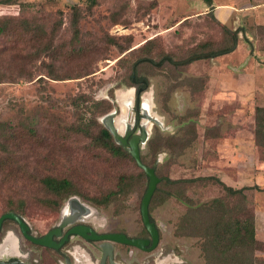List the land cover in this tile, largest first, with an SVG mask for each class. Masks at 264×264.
Here are the masks:
<instances>
[{"label": "rangeland", "instance_id": "obj_1", "mask_svg": "<svg viewBox=\"0 0 264 264\" xmlns=\"http://www.w3.org/2000/svg\"><path fill=\"white\" fill-rule=\"evenodd\" d=\"M28 2L33 5H24ZM190 2L194 9L202 4L201 0H96L94 4L17 0L21 5L0 4V18L14 22L0 35V215L9 211L10 200H23L26 213L22 216L32 234L41 236L61 221V209L63 215L68 214L65 202L75 195L94 210L85 222L97 231L147 236L140 215L147 176L131 157L114 156L94 140L99 131L95 120L102 124L99 118L109 111L121 112L115 121H122L123 131L135 119L134 108L127 110L133 95L128 89L132 87L130 74L132 65L144 57L157 61L170 56L178 62L200 56L177 67L172 62L160 66L144 62L136 73L149 84L142 95V112L162 122L161 126L151 123V127L147 123L149 139L141 147L144 161L155 165L160 178L204 176L207 164L217 156V145L229 131V116L237 114V109L264 104V66L255 59L244 63L247 54H264V25L246 22L233 51L210 57L230 43L229 34L211 13L188 9ZM225 24L232 25V16ZM29 28L34 29V39L18 37L17 33ZM73 48L79 49L74 53L79 56L61 61L48 55ZM49 66L64 75L63 79H52ZM17 74L23 76L10 81ZM96 101H103L105 110L98 111ZM82 128H89V133ZM121 175L129 180L125 188L108 203L95 204L94 198L118 188ZM44 176L70 179L77 193L63 199L58 209L47 207L41 200L51 197L42 185ZM158 186L159 193L149 204L150 218L160 235L157 247L143 251L113 243L115 261L207 264L199 237L189 234L204 223V215L192 216L179 234L177 227L188 206L173 195L166 196L170 186L161 181ZM185 190L193 204L222 197L232 208V216H242L238 208L242 202L225 197L216 183L196 182ZM7 232L16 249L7 246L0 261L63 264L60 260L66 256L74 264H99L100 252L95 248L99 242L73 237L68 246L75 250L72 257L31 243L11 219L3 222L1 245ZM259 251L254 252L253 264H264Z\"/></svg>", "mask_w": 264, "mask_h": 264}, {"label": "trees", "instance_id": "obj_2", "mask_svg": "<svg viewBox=\"0 0 264 264\" xmlns=\"http://www.w3.org/2000/svg\"><path fill=\"white\" fill-rule=\"evenodd\" d=\"M90 2V4H94L96 0H86ZM205 3L210 6L211 0H204ZM0 4H19L17 0H0ZM26 6H31L33 3L28 2L25 3ZM211 13L210 11L206 14ZM213 20L221 26V28L225 31V33L229 34L230 43L219 50L213 51L209 54L210 57H215L218 55L226 54L234 50L238 42V33L241 31L240 28H236L235 30L229 29L227 26L219 23L215 17L212 15ZM10 23H14L11 18H0V35L7 33L10 29ZM24 24H28L26 20H23ZM16 27V25H15ZM34 29H26L22 33H17L18 37H23L25 35L29 36L31 40L33 37ZM75 35L76 32H75ZM48 49V48H46ZM79 49L73 48L71 50H66L63 54H48L54 60H64L69 57L79 56L80 54L77 53ZM47 55V54H45ZM167 58H170L169 60ZM188 59V58H187ZM186 59V60H187ZM158 61H161L162 65L164 62L171 63L172 59L170 56H164L157 61H154L150 57H144L136 61L132 65V71L130 74V80L132 84L130 86H135L136 89L139 87H144L148 89L149 84L146 78H139L136 73V68L139 64L148 62L152 63L155 66ZM185 61V60H183ZM183 61L172 62L173 67H177ZM88 74V73H85ZM49 75L52 79H63L61 73H59L55 68L49 66ZM133 75H135V80H133ZM23 74H17L11 76V80L15 82L16 79L22 77ZM79 77V76H76ZM145 80V82H143ZM87 101V100H84ZM96 109L98 111L105 110L103 101H96ZM95 120V117H94ZM255 140L256 143L264 149V107L257 106L255 108ZM95 124L98 125L99 131L94 136L95 143L97 145H101L103 148L108 150L114 156H128L131 157L133 160L134 158L128 152V150L120 145L117 144L112 136V134L97 120H95ZM86 134L89 133V128H82ZM141 161L149 166L152 167L153 165H149L144 161V156L140 154ZM136 163V161L134 160ZM137 164V163H136ZM138 166V165H137ZM139 167V166H138ZM140 168V167H139ZM141 169V168H140ZM142 174H145L143 169H141ZM156 173V169H155ZM157 175V173H156ZM158 176V175H157ZM160 178V177H159ZM128 177L125 175H121L118 179V188L115 190H110L107 193L103 194L101 198H94L95 204H106L111 201L112 197H115L119 191L125 188L127 184ZM161 183H164L167 186L172 188L169 190L168 195L175 196L178 200L183 202L188 206V211L183 214L179 221V225L177 227L178 233L183 234L184 229L188 227L189 222L193 219L192 216L195 214H203L205 221L202 225L199 226L198 230L193 233H189L190 235L198 236L200 239V249L203 258L205 259L207 264H253L254 263V252L260 250L262 252L264 250L263 243L258 241L255 238V218H254V210L253 206L251 207L247 204V196L245 194V190L248 187L244 188H232L227 186L224 182H222L216 176H197L194 178H178L172 179L169 177L160 178ZM151 197H155L159 193V183ZM41 182L43 187L51 194L50 198L41 199L42 202L50 208L58 209L63 201V199L69 197L71 194H75L74 185L68 178H56L52 176H44L41 178ZM196 182H201L205 184L206 182L216 183L225 192V197H237L242 204L238 206L239 210L242 212V216L234 217L231 215L232 208L228 207V204L222 197H214L209 201L193 204L191 198L187 195L186 190L188 186L194 184ZM264 193V190H262ZM151 201V200H150ZM150 204V203H149ZM8 205L10 207L9 211H13L16 214L24 215L25 211V204L23 200H18L16 203L13 201H9ZM237 207V206H236ZM188 235V234H186ZM261 248L263 249L261 251Z\"/></svg>", "mask_w": 264, "mask_h": 264}, {"label": "crops", "instance_id": "obj_3", "mask_svg": "<svg viewBox=\"0 0 264 264\" xmlns=\"http://www.w3.org/2000/svg\"><path fill=\"white\" fill-rule=\"evenodd\" d=\"M201 3L196 9L191 3L188 9L203 10V13L210 11L225 26V21L232 16V25L228 26L231 29L237 27L242 32V26L247 23L253 26L264 25V0H211L210 6L204 0ZM243 32L246 34L247 30ZM247 55L245 64L255 59L259 66H264V54ZM257 106L264 107V104H257L245 111L237 109V114L229 116V131L217 145V156L207 164L204 176H216L232 188L248 187L244 192L254 210L255 238L263 243L264 248V149L255 140ZM260 253L264 255V252Z\"/></svg>", "mask_w": 264, "mask_h": 264}, {"label": "water", "instance_id": "obj_4", "mask_svg": "<svg viewBox=\"0 0 264 264\" xmlns=\"http://www.w3.org/2000/svg\"><path fill=\"white\" fill-rule=\"evenodd\" d=\"M200 58L199 55L193 56L192 58H188L187 60L181 62L186 63L189 62L191 59H198ZM168 60L170 58H167ZM157 65L161 64V61L156 63ZM133 80H135V75H133ZM145 82V80H143ZM133 87V86H132ZM130 87V88H132ZM135 91V92H134ZM147 89L144 87L133 88V95L131 97L130 103L128 105V111H132L135 103H137L136 110L139 111V106H142V95L146 92ZM121 115V112H118L116 109L109 111L108 113L101 116V123L103 126L112 134L115 142L126 147L131 154V156L136 161L137 165L143 169L145 175L147 176L148 183L147 188L143 194V197L140 202V215L143 222L145 229L149 234V238H141V237H130L123 232H103L98 233L93 227L88 224L79 223L75 224L70 227L65 234L62 236L60 241H56L54 237H59L62 234V229L69 224H73L76 221L83 220L89 212V210H94L89 205L85 204L84 202L80 201L79 198L75 195L70 196L65 204L70 203V206L74 207L73 215L70 217H62L61 221L45 234L41 236H36L32 234L29 225L25 221L23 217L16 214L13 211H7L0 215V232L2 230L3 222L7 219H11L15 221L19 227V230L23 237L30 241L33 244L50 247L54 249H59L64 242L69 240V237L73 235L82 236L86 240L90 241H102L99 245L102 251V258L101 264H105L106 258L108 257L110 264H120L114 260V245L113 243H119L128 245L134 248H138L143 251H152L155 249L159 243L160 235L157 225L154 221L151 220L149 214V203L151 197L157 187L160 178L155 173V165L149 167L145 165L141 161V147L146 143L149 139L150 128H147V123H156L160 126L162 125L161 120L157 116H151L149 114H144L141 112V116H138L136 122L133 123L129 122L128 128H125L123 132H119L117 127L114 124V120ZM143 118H146V122H143ZM126 120L127 114H126ZM134 123H138L140 125L139 130L135 134L132 135L130 139L128 137L131 134L132 126ZM64 204V205H65ZM63 205V206H64ZM89 209H87V208ZM63 208V207H62ZM62 211V209H61ZM93 214V213H92ZM0 264H26L22 260H12V261H0ZM67 264H71L69 260H67Z\"/></svg>", "mask_w": 264, "mask_h": 264}, {"label": "flooded vegetation", "instance_id": "obj_5", "mask_svg": "<svg viewBox=\"0 0 264 264\" xmlns=\"http://www.w3.org/2000/svg\"><path fill=\"white\" fill-rule=\"evenodd\" d=\"M136 106H137V103H135V106L133 107L134 108V110H135V112L137 113V115H136V117H135V119H133V121L134 122H136L135 120H137L138 118V116H140L141 115V112H142V106L140 105L139 107V111H137L136 110ZM133 121H132V123H133ZM139 128H140V125L138 124V123H134L133 124V126H132V130H131V134H130V136L128 137V139H130L131 137H132V135L133 134H135L136 132H137V130H139ZM70 208L68 209V214L67 215H63L62 214V211H61V218L64 216V217H70V215H73V212H74V207L73 206H69ZM89 217V216H88ZM88 217H85L83 220H80V221H76L75 223H73V224H69V225H67L66 227H64L63 229H62V234H61V236H59V237H54V239L58 242V241H60V239L62 238V236L65 234V232L70 228V227H72L73 225H75V224H79V223H84V224H88V223H86L85 221V219L86 218H88ZM88 225H90V224H88ZM91 226V225H90ZM91 227H93V226H91ZM94 228V227H93ZM95 229V228H94ZM96 230V229H95ZM49 231V230H48ZM97 231V230H96ZM147 231V230H146ZM98 233H103V232H99V231H97ZM7 234V233H6ZM5 237V236H4ZM73 237H78V239H81L82 241H86V242H88V243H91V244H93V243H95V242H99V243H97V245H95V248L100 252V258H99V264H101V258H102V251H101V248L99 247V245H100V243L102 242V241H90V240H86V239H84L82 236H79V235H73V236H71V237H69V240L68 241H66V242H64V244L59 248V249H54V248H51V249H53L55 252H62V253H64V255H66V254H69V255H71L72 257L74 256V254H73V252L75 251V250H70L69 249V244H70V242L72 241L71 239L73 238ZM141 238H149V234H148V232H147V236H142ZM40 246V245H39ZM128 246V245H127ZM131 247V246H130ZM48 248H50V247H48ZM132 248H134V247H132ZM66 253V254H65ZM75 257V256H74ZM88 257H89V259H90V255H88ZM75 260H76V258H74ZM67 260H69V258L68 257H64V259H63V261L62 260H60V262L61 263H63V264H67ZM115 260V259H114ZM34 261L35 262H38V260L37 259H34ZM70 261V260H69ZM71 262V261H70ZM71 264H74V263H72L71 262ZM105 264H110V262H109V259H108V257L106 258V261H105Z\"/></svg>", "mask_w": 264, "mask_h": 264}, {"label": "bare ground", "instance_id": "obj_6", "mask_svg": "<svg viewBox=\"0 0 264 264\" xmlns=\"http://www.w3.org/2000/svg\"><path fill=\"white\" fill-rule=\"evenodd\" d=\"M128 89H132L133 90V88H128ZM144 93H146V92H144ZM143 93V94H144ZM142 107H143V104H142ZM143 110V109H142ZM144 120H146V118H143V121ZM100 122H102L101 121V119H100ZM114 124H115V126L117 127V129L119 130V132H123V129H124V126H123V123H122V121H120V119L118 118L116 121L114 120ZM130 124L129 123H127L125 126H126V128H128V126H129ZM147 128H149V126H147ZM70 206V203H67L66 204V206L64 207V209L66 210V208H70L69 207ZM87 208V207H86ZM87 209H89V208H87ZM68 211V210H67ZM69 213V212H68ZM92 214V211L91 210H89V212L87 213V214H85L84 216H86V217H88L89 215H91ZM7 234H8V232H7ZM6 234V238L5 239H3L2 241H3V243H2V245H1V243H0V257H2L3 256V254H5V250H6V247L8 246L9 248H10V250L11 251H14L15 249H16V246H15V242H13V240H12V236H11V234L9 233L8 235Z\"/></svg>", "mask_w": 264, "mask_h": 264}]
</instances>
